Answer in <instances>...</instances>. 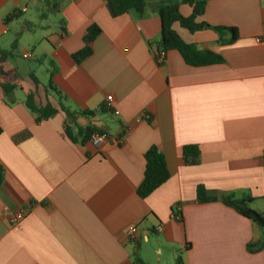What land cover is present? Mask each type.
I'll list each match as a JSON object with an SVG mask.
<instances>
[{
    "label": "crops",
    "instance_id": "crops-1",
    "mask_svg": "<svg viewBox=\"0 0 264 264\" xmlns=\"http://www.w3.org/2000/svg\"><path fill=\"white\" fill-rule=\"evenodd\" d=\"M204 1L199 22L235 28L238 40L224 45L211 30L191 34L174 25L187 44L225 60L194 68L177 51L156 63L159 8L174 5L167 0H146L143 15L120 17L107 0H0V52L18 40L14 57L0 63V264H163L164 257L175 264L178 257L183 264H264V249L247 248L263 230L221 201L250 197L252 209L264 213V0ZM44 7L59 11L57 29L45 26L44 14L40 24L26 19ZM187 7H180L184 17L192 15ZM16 10L23 16L6 24ZM27 24L34 29L24 31ZM93 26L101 30L93 53L76 64L72 56ZM34 38L37 47L28 51L23 42ZM27 53L32 58L24 59ZM12 59L48 63L61 103L79 113L70 125L74 136L94 127L108 140L71 141L62 112L37 122L25 104L29 93L37 92L40 107L59 102L42 85L18 82L21 71L35 74L23 64L6 67ZM4 83L16 87L8 96ZM187 146L198 147L199 165L184 164ZM152 147L164 155L170 178L141 199ZM198 187L218 201L200 204ZM19 212L24 219L10 226ZM131 227L137 240L127 237Z\"/></svg>",
    "mask_w": 264,
    "mask_h": 264
},
{
    "label": "trees",
    "instance_id": "trees-1",
    "mask_svg": "<svg viewBox=\"0 0 264 264\" xmlns=\"http://www.w3.org/2000/svg\"><path fill=\"white\" fill-rule=\"evenodd\" d=\"M107 4L112 14L116 17L123 16L131 11H134L139 15H143L146 11V0H107ZM181 5L189 6L192 9V15L190 17H184L180 13V5L162 4L159 8V16L161 19L160 48L166 53L177 51L183 58L184 62L188 66L194 68L223 64L225 60L221 55L210 50H200L196 45L193 44H187L173 29V27L174 25L178 24L182 29L188 31L191 34L211 30L219 36L220 44L224 45H232L238 40L237 30L235 28L229 27H215L205 22H199V19L204 15L207 7V2L204 0H183ZM22 14V11L16 10L11 13L4 22L6 24L11 23L19 19ZM32 29H34V26L29 24L24 27V31H31ZM100 34L101 30L96 26H93L87 30L84 36L83 49L72 56V59L76 64L82 63L92 55V43L98 36H100ZM225 36H229V38L225 40ZM17 44L18 40L15 41L11 50L0 52V63L14 57V53L17 50ZM4 75L5 72L0 69V76ZM30 80L33 82L36 88L39 89L38 87L41 85L39 79L35 75L31 74ZM1 86L7 96L10 95L11 91L16 88L10 83H4L1 84ZM49 87L57 94L59 98L58 107H54L51 104L40 107L37 104V92H32L27 95L25 104L27 108L36 116L37 122L47 121L58 113L62 112L67 118L66 135L71 141L76 142L77 138H81L82 142L86 143L91 140L93 134H95L97 130L94 127H87L85 129H80L76 136H74L70 125L74 123L79 113L72 112L61 103V92L52 85L51 80L49 82ZM94 114L95 112H91L89 115L93 116ZM1 135L2 129L0 127V136ZM182 157L186 166H197L200 163V151L196 146L184 147ZM144 158V178L137 190V194L141 199L148 198L152 193L163 186L170 178L166 159L157 147H152L149 149L146 152ZM4 178L5 169L0 164V187L4 183ZM197 199L200 204L215 203L218 201L216 198L210 197L204 187H198ZM221 201L225 206L233 209L240 216L248 219L254 225L261 228L264 232V213H258L252 209L251 204L254 201L253 199L250 197L238 199L234 194H230L224 196ZM247 248L250 253L262 251L264 249V236L261 241L250 243ZM136 264L143 263L138 258H136ZM176 264H183L182 257H178Z\"/></svg>",
    "mask_w": 264,
    "mask_h": 264
},
{
    "label": "rangeland",
    "instance_id": "rangeland-1",
    "mask_svg": "<svg viewBox=\"0 0 264 264\" xmlns=\"http://www.w3.org/2000/svg\"><path fill=\"white\" fill-rule=\"evenodd\" d=\"M58 3L60 4L61 3V0H57ZM168 3H173L174 5H180L181 9L183 8H186V9H189L187 6H181L182 2H179V0H167ZM45 15L46 16V19L44 21V24L45 26L48 24L50 25L51 29H57L59 24L61 23V16H60V13L59 11H51L49 10L47 7H44V9L40 12V14H36L34 13V10H30L28 15H26V19H28L29 21H33V22H36L37 24H40L41 22L37 19V17L39 18V16L41 15ZM23 16V15H22ZM21 16V17H22ZM24 22V21H22ZM40 34V33H38ZM38 38V37H37ZM28 40V39H26ZM23 44H26V49L28 51H33V47H37V44H36V38H34L33 40L31 41H24ZM17 59V58H16ZM23 61V62H21ZM24 67H27L29 68V70L31 72H34V74L37 76V78L39 79L40 81V84L47 90V92L49 93V99L53 98L55 99L57 102H59V98L57 96V94L52 91L49 87V82H50V78H49V73H48V69L50 68V65L48 63L44 64V65H39L37 62L35 61H26V60H22V59H18V60H9L7 63H6V67H15V68H19V66L22 68L23 66ZM26 73V72H25ZM23 73V71L19 72V79L17 80L18 82L20 81H25L27 83H30L32 84V81L28 78V76ZM22 77V78H21ZM10 83L14 82L15 80L12 79V80H8ZM41 85L38 87L39 89H41ZM44 90V89H42ZM20 92V91H19ZM33 92H35L33 90ZM51 97V98H50ZM165 255H167L165 253ZM163 264H175L173 260H170L168 258H165L163 259Z\"/></svg>",
    "mask_w": 264,
    "mask_h": 264
},
{
    "label": "built area",
    "instance_id": "built-area-1",
    "mask_svg": "<svg viewBox=\"0 0 264 264\" xmlns=\"http://www.w3.org/2000/svg\"><path fill=\"white\" fill-rule=\"evenodd\" d=\"M166 52L164 50H162L161 48L158 49L155 53V60H156V63L158 65H163L164 62H165V58H166ZM32 58L31 54L27 53V54H24V59H30ZM113 101V98L112 97H109L108 98V102H109V107H111V103ZM108 140V136L105 135V134H101L99 132H96L95 134H93L92 136V141L94 143H100V142H103V141H107ZM25 213L24 212H19L13 216H11L9 218V224L10 226H18L19 223L24 219L25 217ZM178 220H179V216L176 217ZM158 232H162L163 231V228L160 226L158 227L157 229ZM127 237L129 240L131 241H134V240H137L138 237H139V230L137 227H131L128 231H127Z\"/></svg>",
    "mask_w": 264,
    "mask_h": 264
}]
</instances>
